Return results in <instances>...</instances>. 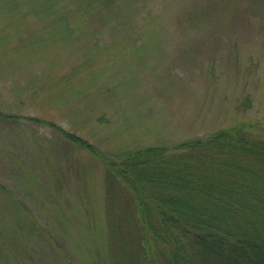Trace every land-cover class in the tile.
Returning <instances> with one entry per match:
<instances>
[{"label":"rangeland","instance_id":"obj_1","mask_svg":"<svg viewBox=\"0 0 264 264\" xmlns=\"http://www.w3.org/2000/svg\"><path fill=\"white\" fill-rule=\"evenodd\" d=\"M242 122L264 138V0H0V264H121L150 237L101 157Z\"/></svg>","mask_w":264,"mask_h":264},{"label":"trees","instance_id":"obj_2","mask_svg":"<svg viewBox=\"0 0 264 264\" xmlns=\"http://www.w3.org/2000/svg\"><path fill=\"white\" fill-rule=\"evenodd\" d=\"M250 124L137 149L117 162L101 157L111 187L117 180L138 212L127 228L138 225L150 237L121 244V264H157L159 246L166 264H264V138L253 137ZM107 198L117 222L116 202Z\"/></svg>","mask_w":264,"mask_h":264}]
</instances>
